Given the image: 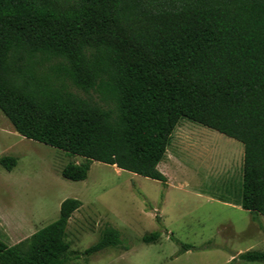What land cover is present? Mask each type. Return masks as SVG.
<instances>
[{
  "label": "trees",
  "instance_id": "1",
  "mask_svg": "<svg viewBox=\"0 0 264 264\" xmlns=\"http://www.w3.org/2000/svg\"><path fill=\"white\" fill-rule=\"evenodd\" d=\"M0 112L21 136L82 157L61 170L71 181L97 161L165 184L157 165L179 119L214 130L243 146L239 205L261 227L264 0H0ZM81 205L66 198L55 221L0 241V264L74 258L66 227ZM108 247L127 249L110 225L80 255ZM237 257L264 262L262 251Z\"/></svg>",
  "mask_w": 264,
  "mask_h": 264
},
{
  "label": "rangeland",
  "instance_id": "2",
  "mask_svg": "<svg viewBox=\"0 0 264 264\" xmlns=\"http://www.w3.org/2000/svg\"><path fill=\"white\" fill-rule=\"evenodd\" d=\"M69 88L98 101L93 91ZM233 144L241 145L180 118L157 165L165 184L97 161L84 180L71 181L61 170L82 157L21 136L0 112V157L16 159L10 171L0 166V241L11 246L28 238L58 218L64 199L76 198L82 205L68 220L65 241L77 254L65 264H264L237 257L264 252V217L260 227L236 203L242 161L231 159ZM106 225L120 232L127 249L80 255ZM154 231L157 240L142 241Z\"/></svg>",
  "mask_w": 264,
  "mask_h": 264
},
{
  "label": "crops",
  "instance_id": "3",
  "mask_svg": "<svg viewBox=\"0 0 264 264\" xmlns=\"http://www.w3.org/2000/svg\"><path fill=\"white\" fill-rule=\"evenodd\" d=\"M236 144V143H235ZM241 144V143H240ZM234 145V144H233ZM242 145V144H241ZM241 145H234L233 147H235L236 148V150H235V153L234 154H232L230 157H231V159H233L234 157H239L240 156V158H241V161H242V157H243V148L241 149ZM240 190H241V188L239 189V198H240ZM239 198H238V200L236 201V203H238V205H239ZM226 200L225 201H228L229 199L228 198H225ZM240 206V205H239Z\"/></svg>",
  "mask_w": 264,
  "mask_h": 264
},
{
  "label": "bare ground",
  "instance_id": "4",
  "mask_svg": "<svg viewBox=\"0 0 264 264\" xmlns=\"http://www.w3.org/2000/svg\"><path fill=\"white\" fill-rule=\"evenodd\" d=\"M115 167V166H114Z\"/></svg>",
  "mask_w": 264,
  "mask_h": 264
}]
</instances>
